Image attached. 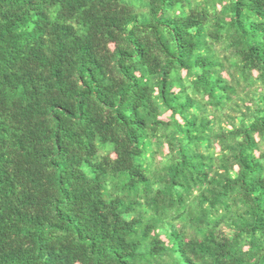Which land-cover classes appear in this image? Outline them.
Returning a JSON list of instances; mask_svg holds the SVG:
<instances>
[{
	"label": "trees",
	"instance_id": "1",
	"mask_svg": "<svg viewBox=\"0 0 264 264\" xmlns=\"http://www.w3.org/2000/svg\"><path fill=\"white\" fill-rule=\"evenodd\" d=\"M0 264H264V0H0Z\"/></svg>",
	"mask_w": 264,
	"mask_h": 264
}]
</instances>
